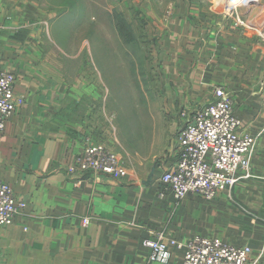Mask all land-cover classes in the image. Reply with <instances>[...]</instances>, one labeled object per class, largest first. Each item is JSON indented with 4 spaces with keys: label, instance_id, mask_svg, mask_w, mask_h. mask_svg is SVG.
Instances as JSON below:
<instances>
[{
    "label": "crops",
    "instance_id": "1",
    "mask_svg": "<svg viewBox=\"0 0 264 264\" xmlns=\"http://www.w3.org/2000/svg\"><path fill=\"white\" fill-rule=\"evenodd\" d=\"M166 1L168 18H149L161 31L152 94L113 102L110 92L128 85L108 77L123 70L98 67L93 55L85 72L71 66L78 57L66 58L42 36L47 19L34 21L38 3L0 0V70L15 76L23 100L0 133V181L25 204L0 228L1 264H147L153 232L181 243L203 237L247 245L251 260L264 264V29L254 32L255 20L226 21L224 5L218 14L202 0ZM216 86L231 100L240 131L258 137L252 176L230 198L176 202L160 177L177 159L178 132ZM93 143L117 152L127 169L121 179L68 173ZM169 253V264H182L183 249Z\"/></svg>",
    "mask_w": 264,
    "mask_h": 264
},
{
    "label": "built area",
    "instance_id": "2",
    "mask_svg": "<svg viewBox=\"0 0 264 264\" xmlns=\"http://www.w3.org/2000/svg\"><path fill=\"white\" fill-rule=\"evenodd\" d=\"M256 1L229 0V8L237 14L239 8H249V4ZM15 80L13 74L0 70V133L23 104L22 98L14 92ZM257 139L240 131V122L225 89L213 87L211 102L197 108L176 136L177 159L160 177L165 192L176 202L189 195L213 200L223 192L230 198L239 180L252 176L251 160ZM126 170L115 151L93 143L85 146L77 164L67 171L78 177L103 176L116 181ZM24 207L11 188L0 181V228L10 226ZM83 223L88 224V219ZM151 236L145 244L149 249L147 264H169V247L184 250L182 264H257L251 260L252 250L247 245L235 247L203 237L181 243L163 232H153Z\"/></svg>",
    "mask_w": 264,
    "mask_h": 264
},
{
    "label": "rangeland",
    "instance_id": "3",
    "mask_svg": "<svg viewBox=\"0 0 264 264\" xmlns=\"http://www.w3.org/2000/svg\"><path fill=\"white\" fill-rule=\"evenodd\" d=\"M41 7L40 13L34 10V21L47 19L42 25V36L48 42V46H57L70 58L77 56L78 59L72 62L71 66H80L82 72L86 68L94 67L92 55L97 57L98 67H111L115 71L123 70L121 76H109L108 80L117 83H126L128 86L124 92L111 93L109 99L120 102L123 99L137 100L150 97L152 86L156 83V76L150 70L158 64V39L161 31L151 26L150 19L153 15L165 20L169 16L166 10V0H33ZM205 4H212L213 10L222 14L219 5L225 6L223 13L226 21L236 24V18L246 22L255 20L256 27L251 28L257 34L264 29V0H257L250 3L249 8H239L230 11L229 0H202ZM58 6V7H56ZM56 7V8H55ZM155 9V11H154ZM165 9V10H164ZM60 20V21H59ZM59 21V25L56 26ZM238 23V22H237ZM51 25H53L50 32ZM250 27V26H249ZM248 27V28H249ZM161 28L162 27H158ZM262 29V31H260ZM50 34V38H49ZM50 39V41H48ZM53 43V44H52ZM57 48V49H58ZM51 49H55L51 47ZM56 50V49H55ZM91 56V57H90ZM91 59V61H90ZM69 62V61H68ZM119 79H122L123 82ZM109 82V83H111ZM140 83L144 85L141 92ZM264 79L262 87L264 88ZM149 89V91H147ZM144 94V96H143ZM119 95L120 97H118ZM211 101H207L206 104ZM135 107L130 109L134 113ZM123 115L126 108H115ZM119 114V112H118ZM120 116V114H119ZM117 152L124 155L127 161L130 160L126 152L116 141ZM109 149L112 146L105 144ZM114 151V150H113ZM116 152V151H115ZM116 152V153H117Z\"/></svg>",
    "mask_w": 264,
    "mask_h": 264
}]
</instances>
